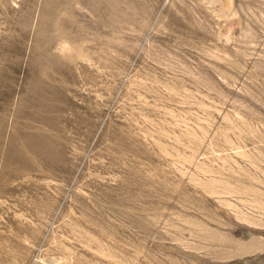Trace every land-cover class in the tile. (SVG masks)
<instances>
[{
    "label": "rangeland",
    "instance_id": "obj_1",
    "mask_svg": "<svg viewBox=\"0 0 264 264\" xmlns=\"http://www.w3.org/2000/svg\"><path fill=\"white\" fill-rule=\"evenodd\" d=\"M0 264H264V0H0Z\"/></svg>",
    "mask_w": 264,
    "mask_h": 264
}]
</instances>
